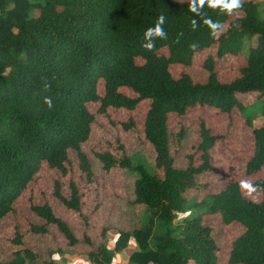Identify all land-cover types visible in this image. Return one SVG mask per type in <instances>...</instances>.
I'll return each instance as SVG.
<instances>
[{
	"label": "trees",
	"instance_id": "1",
	"mask_svg": "<svg viewBox=\"0 0 264 264\" xmlns=\"http://www.w3.org/2000/svg\"><path fill=\"white\" fill-rule=\"evenodd\" d=\"M228 3L0 0V264H54L53 257L65 253L111 264L131 240L138 247L126 264H217L212 214L244 228L231 239L226 262L264 264V18L258 17V0H242L231 11ZM245 35L254 42L236 76L220 79L211 65L203 82L172 75L170 64L190 62L200 48L239 52ZM161 46L167 54L155 52ZM256 99L263 101L262 123L252 129L242 163L255 190L248 193L240 180L203 189L193 205L208 210L171 228L176 213L189 208L199 179L215 171L224 134L201 121L177 164L172 147L185 134L170 133L168 115H184L200 104L231 119ZM142 100L148 106L139 127L133 116L118 120L121 110H133ZM100 122L125 135L136 130L131 147L151 146L150 170L142 161L132 164L131 147L120 137L90 147L88 155L84 150ZM116 170L122 176L138 172L131 178V198L113 211L90 203L101 173ZM108 230L117 233L112 248Z\"/></svg>",
	"mask_w": 264,
	"mask_h": 264
},
{
	"label": "rangeland",
	"instance_id": "2",
	"mask_svg": "<svg viewBox=\"0 0 264 264\" xmlns=\"http://www.w3.org/2000/svg\"><path fill=\"white\" fill-rule=\"evenodd\" d=\"M258 2V17L264 18V2L261 0H258ZM34 14H36V11ZM253 42L254 37L245 35L239 52L223 53L221 55L217 53L215 46L200 48L194 52L190 62L170 64L171 73L173 76L188 75L194 80L203 82L208 77L209 65H211L212 68L217 71V75L220 79H230L238 74V63L243 62V56L247 55L248 49ZM155 52L157 54H167L168 48L166 46H161L156 48ZM121 89L123 90L126 88L121 87ZM253 96H255V94H251L245 98L249 100L250 97ZM262 105L263 101L261 99H256L253 102L246 104L240 110L234 111L231 119L230 117H226L224 119L223 113L221 114V112L215 107L209 108L210 106L207 107V105L200 104H197L184 115H177L175 113H170L168 115L170 133L174 134L179 130H183L185 134L182 141L179 143L177 142L173 147L171 145L172 154L175 156L177 164L180 163L181 156L189 152L191 144L195 141L201 121H204L206 125L212 127L216 133L224 134V137L220 140V144L215 153L217 158H213V160L217 163L215 164V171H212V174L206 173L199 179V185L192 190V197L187 202L189 208L183 213H176L177 218L170 225L171 228L175 227L178 221H182L184 216H191L194 214L199 215L208 210L207 205H193L194 202L198 201V199L202 197L201 195L203 194V189L211 190L212 188H222L234 180H240L242 183L251 182L252 179L247 180L245 178V165L242 163L243 159L248 156L252 147V129L262 123L260 112ZM147 106L148 100H142L133 110H121V117H119L118 120L120 121L121 119L128 121L129 117L133 116L136 120L137 127H139L141 125V121L144 119ZM100 123L101 124H98L94 129L93 139L90 141L89 145L86 146V143H84L82 146L83 150L86 146V150L84 151L88 155H91L90 147H96L98 143H105L108 139L114 143L116 138L120 137V141L130 147L137 144V139H135V137L138 136V133L136 130L128 133V135H125L124 132L112 129L107 123ZM224 131L227 133H223ZM150 148L151 146L148 144H138L136 147H131L130 150H134H128V152L132 164L136 165L137 162L142 161L147 166L148 170H150ZM135 150H140L142 153L140 151V153L133 152ZM192 150L193 148H191V151ZM47 174L48 173L44 172L41 177L44 178ZM136 174H138L137 171H129L122 176L118 170L104 176L101 173V184L98 185V189L95 190V187L91 186L90 203L96 202L104 204L105 208L108 210L111 209L110 211H113L116 205L121 207L123 201L131 198L132 196L130 183L132 184L131 178L137 176ZM243 189L248 193H251L247 188L243 187ZM203 199L208 202L209 198L205 197ZM115 212L110 213L111 218H114ZM101 219L103 221L104 217ZM208 222V224L213 227V235L219 246L217 264H229L226 262V254L230 248L231 239L235 235L242 233L244 228L238 222H232L230 224L222 223L219 214L210 215L208 217ZM155 223H157V221H155ZM160 229H157V234H160V232L162 233L163 229L161 227ZM114 232L115 230H108L105 233L108 239V248H112L114 246L116 238ZM76 257L84 258L81 254H76ZM58 258L59 255L54 256L56 264H59ZM84 264L91 263L87 261Z\"/></svg>",
	"mask_w": 264,
	"mask_h": 264
},
{
	"label": "crops",
	"instance_id": "3",
	"mask_svg": "<svg viewBox=\"0 0 264 264\" xmlns=\"http://www.w3.org/2000/svg\"><path fill=\"white\" fill-rule=\"evenodd\" d=\"M261 1L264 2V0H261ZM114 233L117 236L116 231ZM106 239H107V237H106ZM107 246H108V239H107ZM137 247H138L137 243L135 241L131 240L128 243V246L126 248H124L122 251H120L114 255L111 264H126L130 253L133 252L134 250H136ZM57 255H59V258H58L59 264H84L87 261L91 263V261L85 255H81V256H84V258L76 257V254H71V253H65V254H61V255L57 254ZM53 259H54V257H53ZM54 264H56L55 260H54Z\"/></svg>",
	"mask_w": 264,
	"mask_h": 264
},
{
	"label": "clouds",
	"instance_id": "4",
	"mask_svg": "<svg viewBox=\"0 0 264 264\" xmlns=\"http://www.w3.org/2000/svg\"><path fill=\"white\" fill-rule=\"evenodd\" d=\"M217 2H219V0H217ZM241 3H242V0H230V3H228L226 5V7H227V9L229 11H231L234 8L240 7ZM156 32H157V34H161L160 31H159V28L156 29ZM45 104H47L48 107H51L52 106L51 99L50 98H46L45 99ZM242 186L245 187V188H248L250 191H254L255 190V189H253L251 187V185L249 183H243Z\"/></svg>",
	"mask_w": 264,
	"mask_h": 264
}]
</instances>
